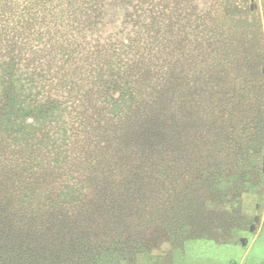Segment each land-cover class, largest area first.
I'll list each match as a JSON object with an SVG mask.
<instances>
[{
    "label": "trees",
    "instance_id": "obj_1",
    "mask_svg": "<svg viewBox=\"0 0 264 264\" xmlns=\"http://www.w3.org/2000/svg\"><path fill=\"white\" fill-rule=\"evenodd\" d=\"M102 1L0 0V166L22 161L16 178L34 168L49 171L48 182L68 177L73 188L65 182L63 204L81 201L82 182L95 183L91 197L104 198L103 164L124 172L156 142L195 133L204 107L227 116L232 101L256 102L264 94L257 75L263 54L246 27L199 25L184 8L165 13L168 0H140L124 23L134 26L125 42L91 45L103 24L91 31L96 22L85 19ZM153 4L162 9L144 11ZM101 254L97 264L117 262L116 252Z\"/></svg>",
    "mask_w": 264,
    "mask_h": 264
},
{
    "label": "rangeland",
    "instance_id": "obj_2",
    "mask_svg": "<svg viewBox=\"0 0 264 264\" xmlns=\"http://www.w3.org/2000/svg\"><path fill=\"white\" fill-rule=\"evenodd\" d=\"M138 2H100V9L85 20L96 22L91 31L103 24V34L89 43L125 42L134 26L125 29L124 23ZM57 5L55 1L52 7ZM158 6L162 9L145 5L144 11ZM182 8L199 25L246 27L264 58V0H168L163 10ZM257 75L264 93V59ZM260 97L232 101L227 116L204 107L194 118L199 120L195 133L182 131L162 145L156 142L150 154L124 166V172L108 168L114 163L103 164L109 179L104 198L91 197L95 183L82 182L81 201L63 204L59 195L70 191L67 186L73 188L68 177L63 178L70 181L67 186L48 182L49 171L34 168L16 178L22 161L1 165L0 264H97L94 256L103 252L106 258L117 253V262L109 264H264V94ZM157 120L167 126L162 115ZM28 185L34 191L42 188L41 196L26 194ZM45 193L54 195L47 200Z\"/></svg>",
    "mask_w": 264,
    "mask_h": 264
}]
</instances>
